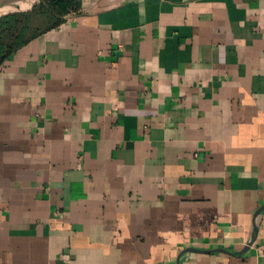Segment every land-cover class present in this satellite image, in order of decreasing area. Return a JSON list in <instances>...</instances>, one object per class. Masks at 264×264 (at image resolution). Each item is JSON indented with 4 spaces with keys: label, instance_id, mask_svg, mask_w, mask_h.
Wrapping results in <instances>:
<instances>
[{
    "label": "crops",
    "instance_id": "crops-1",
    "mask_svg": "<svg viewBox=\"0 0 264 264\" xmlns=\"http://www.w3.org/2000/svg\"><path fill=\"white\" fill-rule=\"evenodd\" d=\"M0 264H264V0H79L0 62Z\"/></svg>",
    "mask_w": 264,
    "mask_h": 264
},
{
    "label": "trees",
    "instance_id": "trees-1",
    "mask_svg": "<svg viewBox=\"0 0 264 264\" xmlns=\"http://www.w3.org/2000/svg\"><path fill=\"white\" fill-rule=\"evenodd\" d=\"M78 5L79 0H39L30 11L0 17V62L37 33L29 34L31 15L39 14L45 21L48 20L49 27L57 24L62 16L75 11Z\"/></svg>",
    "mask_w": 264,
    "mask_h": 264
},
{
    "label": "rangeland",
    "instance_id": "rangeland-1",
    "mask_svg": "<svg viewBox=\"0 0 264 264\" xmlns=\"http://www.w3.org/2000/svg\"><path fill=\"white\" fill-rule=\"evenodd\" d=\"M49 21H45L39 14L31 15L29 17V34L43 30L48 26Z\"/></svg>",
    "mask_w": 264,
    "mask_h": 264
},
{
    "label": "water",
    "instance_id": "water-1",
    "mask_svg": "<svg viewBox=\"0 0 264 264\" xmlns=\"http://www.w3.org/2000/svg\"><path fill=\"white\" fill-rule=\"evenodd\" d=\"M260 210V209H259ZM249 244H250V242H249ZM222 250V249H221ZM223 251H225V250H223Z\"/></svg>",
    "mask_w": 264,
    "mask_h": 264
}]
</instances>
